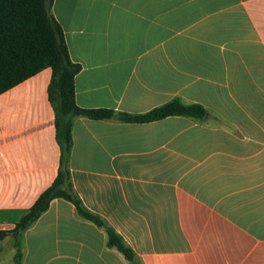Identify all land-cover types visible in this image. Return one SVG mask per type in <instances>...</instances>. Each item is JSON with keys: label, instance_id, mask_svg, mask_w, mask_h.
I'll list each match as a JSON object with an SVG mask.
<instances>
[{"label": "crops", "instance_id": "obj_1", "mask_svg": "<svg viewBox=\"0 0 264 264\" xmlns=\"http://www.w3.org/2000/svg\"><path fill=\"white\" fill-rule=\"evenodd\" d=\"M50 13L81 66L79 107L141 114L178 97L207 111L75 118L69 171L85 208L142 264H264V0H52ZM50 78L46 68L0 94V230L57 174ZM13 243L0 241V264H13ZM105 244L54 199L24 232L21 264H127Z\"/></svg>", "mask_w": 264, "mask_h": 264}, {"label": "trees", "instance_id": "obj_2", "mask_svg": "<svg viewBox=\"0 0 264 264\" xmlns=\"http://www.w3.org/2000/svg\"><path fill=\"white\" fill-rule=\"evenodd\" d=\"M51 4L52 0H0V94L49 68L47 96L54 113L55 141L60 152L53 182L12 228L0 230V241L12 237L13 264H21L24 232L48 210L52 200L62 199L72 204L78 217L105 233L107 248L115 249L127 264H142L101 216L85 208L73 189L69 171L73 121L86 118L145 124L168 117L203 121L207 111L198 103H186L178 97L141 114L79 107L75 102L74 80L81 66L69 57L62 29L50 13Z\"/></svg>", "mask_w": 264, "mask_h": 264}, {"label": "rangeland", "instance_id": "obj_3", "mask_svg": "<svg viewBox=\"0 0 264 264\" xmlns=\"http://www.w3.org/2000/svg\"><path fill=\"white\" fill-rule=\"evenodd\" d=\"M186 93V95L187 96H189V97H194V98H198V97H200V95L198 94V90L195 88V89H193V87L192 88H190L189 89V91H187V92H185ZM209 96H212V91L211 90H209V89H207L205 92H203V94L201 95V97H203L202 99H205L206 97H209ZM205 97V98H204ZM159 98H160V95H159ZM5 250H6V252H5V254L7 253V254H9V252H10V250H12V247H11V244L8 242V243H6V245H5ZM28 264H39V262L36 260V259H34V258H29V260H28Z\"/></svg>", "mask_w": 264, "mask_h": 264}]
</instances>
